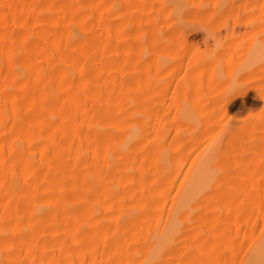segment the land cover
Returning <instances> with one entry per match:
<instances>
[{
  "label": "bare ground",
  "instance_id": "bare-ground-1",
  "mask_svg": "<svg viewBox=\"0 0 264 264\" xmlns=\"http://www.w3.org/2000/svg\"><path fill=\"white\" fill-rule=\"evenodd\" d=\"M240 14L264 33V0H0V264H264L262 162L233 169L264 137L216 127L201 96L244 99L264 40L221 59L226 83L199 57L174 133L161 98L162 52ZM182 126L224 138L179 158Z\"/></svg>",
  "mask_w": 264,
  "mask_h": 264
},
{
  "label": "rangeland",
  "instance_id": "rangeland-1",
  "mask_svg": "<svg viewBox=\"0 0 264 264\" xmlns=\"http://www.w3.org/2000/svg\"><path fill=\"white\" fill-rule=\"evenodd\" d=\"M187 24V23H186ZM212 31L208 34L207 43H202L196 45L191 41H187L182 46L174 47L173 49H165L160 55L162 67L160 72L165 81L172 83L173 86L161 94L162 103L165 111V123L166 131L169 133H174V128L172 125L167 123L171 117L169 113L172 110V101L174 100V87L176 83L183 82L185 86L186 80L196 69L199 67V57L213 58L218 55H222L217 58L219 64V71L217 76L220 83H226V77L224 76V71L222 70V61L227 57H236V55L244 49L246 43L249 41H254L256 43L263 42L264 33H258L255 25L258 24L257 15H245L240 14L237 17L226 16L220 20L212 22ZM234 31L233 39L229 41L228 33ZM220 33L222 41L218 44L214 42V35ZM196 39H201L198 35ZM208 45V47H207ZM171 54H175L178 58V63L171 67L172 60L170 58ZM243 87H248V92L244 99L235 100L233 103L229 104L225 110L222 109V105L217 97L218 93H212L208 90V85L201 81L202 87V100L204 102L205 112L208 114V120L216 121V127L227 126V130L234 132L238 136H243L242 140L246 141V137L253 132L261 131L264 137V65L256 69L249 76H247L240 83ZM257 90V92L254 91ZM189 101L192 99V90L187 88ZM188 105V102H185ZM180 142L181 146H178L177 152L179 158L185 157L191 152H194L200 145H206L207 143L221 144L223 141V136L215 132L212 135H205L202 137H197L199 134L198 129L194 131L190 137V132L187 127H180ZM173 131V132H172ZM196 138L200 142L197 143H182V140H189ZM171 139H169L163 148V153L168 159L171 151ZM255 145L259 146L260 150L250 149L243 154H237V164L233 166L234 170L242 171L244 170V164L254 158L260 159L262 162L261 168L264 170V143L258 138L255 140ZM264 180V178H263ZM264 184V181H263Z\"/></svg>",
  "mask_w": 264,
  "mask_h": 264
}]
</instances>
